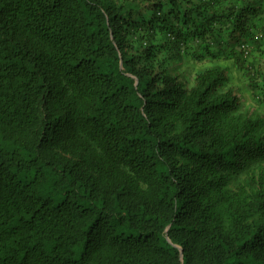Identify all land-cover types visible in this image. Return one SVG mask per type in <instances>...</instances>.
I'll use <instances>...</instances> for the list:
<instances>
[{
  "label": "trees",
  "instance_id": "obj_1",
  "mask_svg": "<svg viewBox=\"0 0 264 264\" xmlns=\"http://www.w3.org/2000/svg\"><path fill=\"white\" fill-rule=\"evenodd\" d=\"M253 1L0 0V264H264Z\"/></svg>",
  "mask_w": 264,
  "mask_h": 264
},
{
  "label": "rangeland",
  "instance_id": "obj_2",
  "mask_svg": "<svg viewBox=\"0 0 264 264\" xmlns=\"http://www.w3.org/2000/svg\"><path fill=\"white\" fill-rule=\"evenodd\" d=\"M251 4L253 6H257V4L264 5V0H257V3L253 1ZM254 23H256L259 27H263L262 30H258V32H256L255 37L257 38V36L261 34V37L263 38L261 46L264 53V12L256 16ZM253 57H260V65H264V55L257 53L254 48ZM213 63L228 68L230 77L229 87L242 98L243 110L255 112L256 114H260L262 117H264V104L258 103L253 99L252 93L247 88L248 77L246 73L244 71L238 70L231 60L225 58L213 61ZM205 65H207L205 62L187 60L186 62L181 63V65L173 64L172 72L174 71L176 74H179L182 80L184 79L191 81L193 76L203 67H205ZM262 80H259L260 84L262 83Z\"/></svg>",
  "mask_w": 264,
  "mask_h": 264
},
{
  "label": "built area",
  "instance_id": "obj_3",
  "mask_svg": "<svg viewBox=\"0 0 264 264\" xmlns=\"http://www.w3.org/2000/svg\"><path fill=\"white\" fill-rule=\"evenodd\" d=\"M257 38H261V34H259L258 36H257ZM242 49L244 50V52H245V54H247V51H248V45H242Z\"/></svg>",
  "mask_w": 264,
  "mask_h": 264
}]
</instances>
